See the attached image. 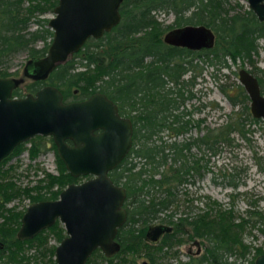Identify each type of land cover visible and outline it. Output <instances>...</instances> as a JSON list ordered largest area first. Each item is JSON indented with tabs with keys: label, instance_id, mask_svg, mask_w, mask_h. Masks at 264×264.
<instances>
[{
	"label": "trees",
	"instance_id": "16d2710c",
	"mask_svg": "<svg viewBox=\"0 0 264 264\" xmlns=\"http://www.w3.org/2000/svg\"><path fill=\"white\" fill-rule=\"evenodd\" d=\"M56 1L0 0V76L9 74L4 69L13 54L24 51L28 58H34L46 52L52 31L47 26L48 19L42 15L51 11ZM155 10L172 13V22L162 25L154 15ZM119 12L118 23L97 38H86L77 51L48 73L46 80L28 81L25 91L49 83L58 87L66 100L70 95L78 99L76 96L82 98L100 91L116 104L120 114L130 118L131 146L108 171L111 180L125 191L126 217L115 234L122 261L129 254L139 255L141 250L152 264H157L160 258L176 256L177 250L173 247L186 234L203 239L204 252L177 264H229L227 254L236 252L243 256L250 249L240 237L248 223H260L257 228L264 236V210L246 209L245 216L235 217L231 206L224 208L213 200V204H207L197 213L173 218L178 205L177 187L192 174L200 176L205 168L201 157L189 151L191 146H202L215 153L220 146L232 143V132L248 140L245 120H260L250 114L248 97L236 81H220L216 85L238 109L226 114L220 122L205 126L198 136L175 139L191 124L199 127L201 121V118L191 121L185 117L191 110L179 106L194 96L192 87L202 69L199 62L211 65L215 71L247 62L251 65L248 70L256 75L260 92L264 94V80L259 75L264 68L260 69L254 59L259 47L257 40L264 38V20H258L248 7L229 0H122ZM31 22H36V26L31 28ZM186 23L210 27L214 33L213 44L192 50L162 40L165 29ZM37 41L42 45H36ZM76 57L81 64L84 59L83 68L75 66ZM231 72L236 75L234 69ZM73 86H78L79 94L70 91ZM22 94L18 88L12 90V95ZM260 127L264 130L263 122ZM27 141L30 158L48 148L53 151L57 173L45 171L35 184L25 186L9 178L6 168L1 166L25 148L23 142L0 160V264L54 263V244H48L47 236L52 234L59 241L64 235L61 223L56 219L31 238L18 239L16 229L23 210L6 203L21 195L27 196L29 202L54 199L67 183L82 177L68 173L50 136L37 134ZM256 162L264 169L259 160ZM234 175L233 171L222 172L231 186L238 182ZM153 219L172 225V231L164 233L156 244L143 237ZM252 248L255 255L264 252V248ZM111 263L112 258L105 257L99 248L93 249L84 262ZM247 264H253V259Z\"/></svg>",
	"mask_w": 264,
	"mask_h": 264
},
{
	"label": "water",
	"instance_id": "95a60500",
	"mask_svg": "<svg viewBox=\"0 0 264 264\" xmlns=\"http://www.w3.org/2000/svg\"><path fill=\"white\" fill-rule=\"evenodd\" d=\"M121 1L57 0L51 10L53 15L47 20L52 36L46 52L24 63L30 75L46 78L86 38H97L118 23ZM246 2L256 18L264 20V0ZM161 38L165 43L195 50L210 47L214 33L203 24L186 23L166 30ZM236 72L248 96L251 115L264 123V94L256 76L244 67ZM19 80L15 76L0 77V160L31 136L50 135L68 173L89 177L67 183L54 199L27 204L16 237L31 238L57 219L64 236L54 246V264H84L95 248L106 257L112 256L119 247L115 233L125 220L126 211L124 188L111 180L108 171L131 146L130 118L120 114L116 104L100 91L81 100L64 101L56 86L44 84L33 94L12 97ZM169 229L170 225L154 224L146 235L155 240ZM253 264H264V253L256 255Z\"/></svg>",
	"mask_w": 264,
	"mask_h": 264
},
{
	"label": "rangeland",
	"instance_id": "374dc122",
	"mask_svg": "<svg viewBox=\"0 0 264 264\" xmlns=\"http://www.w3.org/2000/svg\"><path fill=\"white\" fill-rule=\"evenodd\" d=\"M229 2L232 4L238 2L242 7H247L246 0H229ZM52 15V11H48L42 16L48 19ZM154 15L162 25L171 23L173 19L172 13L163 10H155ZM35 26L36 22L30 23L31 28ZM168 29H165L161 35ZM257 43L259 47L258 53L254 56L255 64L260 69H263L264 38H258ZM36 45H42V42L37 41ZM27 58L28 56L24 51L13 54L7 65L2 64V67L5 65L4 70L9 73L6 76L26 77L22 73V69ZM75 60V66L83 68L84 59L82 64L79 63L80 59L78 57ZM199 64L202 65V69L201 73L195 77V83L192 87L194 96L185 99L184 104L182 107L179 106V108L191 110V113L185 116L191 118V121H195L198 118H201V121L199 127L196 124H191L185 133L176 135L175 139L198 136L203 132L205 126H212L215 122H220L226 117V114H230L232 110L238 109V106L232 105L216 85L220 81L238 82L237 76L231 72V69L236 70L237 66L231 64L229 68L215 71L209 64L201 62ZM245 66L249 67L250 65L245 62ZM214 72L216 75H213ZM259 75L264 80V71H260ZM28 81L29 79L26 77L25 81L17 88L21 92L25 91V84ZM70 91L73 94H79L78 86L71 87ZM214 104L215 107H213ZM196 106H200V109L193 110V107ZM249 128L251 130L246 133L248 140L232 132V143L220 146L219 150L215 153H210L208 148L197 147L196 145L189 148V151L195 157H201V162L205 163V168L201 170L202 174L200 176L192 174L188 177L187 181L178 185V205L173 218L178 215L197 213L205 209L207 204H213V200L224 208L231 206L235 217L245 216L247 213L246 209L255 208L264 210V170L260 169L256 163V160H259L260 164L264 165V135L260 122L251 123ZM162 135L164 138L166 137L165 132H162ZM166 139L169 140V138ZM24 145L25 148L9 157L1 166L2 168H6L7 175L17 185H33L36 178L44 176L45 171L53 174L57 173L54 163V153L50 148L43 150L36 157L30 158L27 151L29 143L26 142ZM226 171L235 172L233 178L235 181L238 180L236 186L227 184V178L222 176V172ZM81 176L76 182L85 179L89 175L85 174ZM28 203L29 198L21 195L8 201L7 205H16L17 209L24 210ZM158 222H160L158 219H153L150 224ZM258 225L260 226L258 222L253 225L248 223L247 227L240 233L241 240L250 245V249L243 256L236 252L227 254L226 258L230 261L229 264H247L251 259H254L255 252L252 248L253 246L264 248V236L258 230ZM47 239L48 244L57 242L52 234H48ZM204 247L205 241L203 239L195 236L189 237L184 234L183 240L173 247V249L177 250V255L158 260L157 264H161L162 262L163 264H175L177 260L187 261L188 255L198 256L204 252ZM197 249L198 251L196 252ZM142 258L141 256H136V264H139ZM111 264H133V262L122 263L116 259L112 260Z\"/></svg>",
	"mask_w": 264,
	"mask_h": 264
},
{
	"label": "flooded vegetation",
	"instance_id": "af4514ba",
	"mask_svg": "<svg viewBox=\"0 0 264 264\" xmlns=\"http://www.w3.org/2000/svg\"><path fill=\"white\" fill-rule=\"evenodd\" d=\"M248 7V6H247ZM193 50V49H192ZM195 50H199V49H195ZM28 59V58H27ZM245 63V62H244ZM239 67H244V68H246L247 70H248V68H251V65L249 66V67H246L245 66V64L244 65H242V66H238L237 67V69L239 68ZM236 69V70H237ZM235 70V69H234ZM235 70V71H236ZM249 71V70H248ZM22 73L24 74V75H26V77L29 79V81L30 80H34L35 78H33L31 75H30V73H29V68H27L26 66H24L23 65V69H22ZM252 73V72H251ZM252 74H254V73H252ZM255 75V74H254ZM236 76H237V72H236ZM256 76V75H255ZM0 77H2V76H0ZM15 77H17V76H15ZM18 77H20V80L18 81V83H17V86L15 87V88H17V87H19V85L22 83V82H24L25 81V76H18ZM47 78V77H46ZM46 78H44V80H46ZM257 78V77H256ZM257 81H258V79H257ZM44 84H49V83H44ZM44 84H42V85H44ZM258 84H259V82H258ZM42 85H40V86H42ZM241 85V84H240ZM40 86H38V87H36L34 90H32V91H23V94L22 95H11L12 97H15V98H18V97H23L26 93H31V94H33L34 92H35V90H37ZM55 86V85H54ZM242 86V85H241ZM14 88V89H15ZM26 88V87H25ZM58 88V87H57ZM243 88V87H242ZM59 89V88H58ZM259 89H260V87H259ZM60 90V89H59ZM244 90V89H243ZM61 92V91H60ZM72 92H74L73 90H72ZM245 92V91H244ZM246 93V92H245ZM247 95V94H246ZM76 97H78V99H72V95H70L69 97H67V100L66 99H63L64 101H76V100H81V99H84L85 97H87V96H85V97H82V98H79V96H76ZM248 97V96H247ZM230 102V101H229ZM249 107V106H248ZM251 114V113H250ZM254 117V116H253ZM257 118V117H256ZM260 121V124H262V119L261 118H258ZM246 122H245V125H244V127H246V131H245V136H247L246 135V133L248 132V131H250L251 130V128H249V126H250V124L251 123H253V122H256V121H248V120H245ZM132 124V123H131ZM264 124V123H263ZM248 129H250V130H248ZM186 132V131H185ZM184 132V133H185ZM262 133H263V135H264V130L262 129ZM183 134V133H182ZM201 134V133H200ZM35 135H37V134H35ZM35 135H33V136H35ZM39 135H41V134H39ZM33 136H31V137H33ZM43 136H47V135H43ZM48 136H50V135H48ZM30 137V138H31ZM51 137V136H50ZM186 138V137H185ZM188 138V137H187ZM244 138V137H243ZM247 138H248V136H247ZM29 139V138H28ZM27 139V140H28ZM52 139V138H51ZM245 139V138H244ZM27 140H25V141H22L23 143H26V142H28L29 143V141H27ZM245 140H247V139H245ZM67 142H69V140H67ZM21 143V142H20ZM54 143V142H53ZM19 144V143H18ZM202 147V146H201ZM203 148V147H202ZM13 150V149H12ZM11 150V151H12ZM10 153V152H9ZM8 153V154H9ZM7 154V155H8ZM4 158V157H3ZM260 162V161H259ZM257 163V162H256ZM261 165L262 166H264L262 163H261ZM258 167H259V165H258ZM260 169H262V168H260ZM262 170H264V169H262ZM87 175H89V174H87ZM89 177V176H88ZM10 178V177H9ZM40 178H42V177H38V178H36V180H35V183L37 182V180L38 179H40ZM86 178H87V176H86ZM34 183V184H35ZM183 183V182H182ZM63 188V187H62ZM61 188V189H62ZM60 189V190H61ZM57 196H58V194H57ZM8 203V202H7ZM7 203H6V206H11V205H7ZM29 203H31V202H29ZM28 203V204H29ZM186 215V214H185ZM154 224H167V225H170V229L168 230V231H163L162 233H160L159 234V236L155 239V240H151L150 238H149V236H147L146 235V231H148V228L150 227V226H152V225H154ZM154 224H148L147 226H146V228H145V230H144V234H143V237H144V239L147 241V242H150V243H158L159 241H160V239H161V236L164 234V233H166V232H171L172 231V225L171 224H168V223H165V222H158V223H154ZM62 225V224H61ZM63 227V226H62ZM64 229V228H63ZM117 231V230H116ZM64 233V232H63ZM116 234V233H115ZM64 236V235H63ZM115 239H116V237H115ZM60 240V239H59ZM117 240V239H116ZM118 241V240H117ZM58 242V241H57ZM56 242V243H57ZM56 243H53L54 244V246H55V244ZM118 243H119V247H118V250L112 255V256H110L111 258H112V260H118V261H120V262H122V263H127V262H133V264H136V261H135V257L136 256H141V260H140V262H139V264H142L143 262H145L146 264H152V262L150 261V259L144 254V250H141L140 251V254L139 255H131V254H129L128 256H126V258H127V260H125V262L124 261H122V254L120 253L121 252V246H120V242L118 241ZM198 251V249L196 250V252ZM53 252H54V249H53ZM262 253H264V252H262ZM260 254V253H259ZM54 255V254H53ZM258 255V254H257ZM195 256V255H194ZM106 257V256H105ZM255 257H256V255H255ZM254 257V258H255ZM188 258H189V255H188ZM53 259H54V257H53ZM163 258H160V259H158V260H162ZM158 260H157V263H158ZM182 263L183 261H180V260H177L176 262H175V264H177V263ZM253 262H254V259H253ZM54 264V263H53ZM156 264V263H155ZM161 264H163V262L161 263Z\"/></svg>",
	"mask_w": 264,
	"mask_h": 264
}]
</instances>
